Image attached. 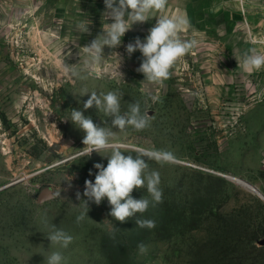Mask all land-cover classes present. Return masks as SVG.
<instances>
[{"label":"rangeland","instance_id":"374dc122","mask_svg":"<svg viewBox=\"0 0 264 264\" xmlns=\"http://www.w3.org/2000/svg\"><path fill=\"white\" fill-rule=\"evenodd\" d=\"M233 1L210 13L168 0L134 23L121 45L105 46L91 75L82 47L112 22L103 16L104 0L0 2V264H47L54 251L63 264L264 263V201L236 180L264 196V69L242 68L245 51L264 53V0ZM176 16L188 21L183 38L197 43L157 86L136 71L141 52L129 56L126 46L143 41L158 18ZM62 63L80 75L65 73ZM92 91L121 93L122 113L140 101L150 127H112L95 107L83 109ZM72 109L112 127L125 154L175 155L171 163L145 157L148 171L160 174L162 203L119 222L107 198L88 201L90 219L76 222L87 211L85 181L94 183V165L106 167L111 149L83 154L85 133L70 121ZM131 195L151 200L146 187ZM136 219L156 226L140 228ZM53 224L73 237L67 248L51 245Z\"/></svg>","mask_w":264,"mask_h":264},{"label":"clouds","instance_id":"9594fccd","mask_svg":"<svg viewBox=\"0 0 264 264\" xmlns=\"http://www.w3.org/2000/svg\"><path fill=\"white\" fill-rule=\"evenodd\" d=\"M104 3L106 11L103 16L106 20L111 19L112 22L103 25L102 34L93 39L90 44L82 47L87 56L85 69L89 70L88 75L92 74L90 70L93 66L98 65L104 58L105 46L114 49L121 45L122 38L134 23L146 22L150 13L164 10L168 0H104ZM187 24V19L181 16L160 17L155 26L149 29L143 41L137 37L134 42L126 46L129 56L137 50L141 52L143 60L136 71L144 75V80L162 86L170 78L171 69L177 61L196 46L195 40L185 39L181 35ZM78 26L83 29L84 33L89 31V24L85 25L81 22ZM242 68L248 73L264 69V53H258L256 49L245 51L242 55ZM62 70L74 76L80 75L68 64L62 63ZM81 78L86 79L87 76ZM85 94L89 92L85 91L83 95ZM149 98L153 103L159 100L158 95L150 94ZM121 99L122 94L118 91L101 94L92 91L83 103V109L95 107L105 117H111L112 127L121 131L128 127L136 131H143L150 127L151 116L148 111H141L140 101L129 103L128 110L122 113ZM70 121L85 133L84 155L89 156L93 151L101 153L111 149V154L107 156L106 167L100 163L94 165L99 170L95 175L94 183L91 180L85 181L83 196L87 197L84 201L87 211L76 217L78 224L87 216L88 201L99 205L103 199L107 198L111 205L110 215L119 222H125L137 213H145L150 204L155 207L162 203V190L159 187L160 174L154 170L148 171L149 165L145 157L157 162L171 163L176 159L171 151L138 149L135 156L125 154L113 143L115 133L112 127L97 125L90 116H85L82 110L77 109H72ZM145 187L151 200L144 197L133 198L131 194L134 189ZM76 195L77 199H80L81 194L77 192ZM44 223L47 224L46 219ZM136 224L140 228L148 229L156 226L155 221L150 219H136ZM52 229L47 236L51 245L67 248L73 241V237L64 230L57 229L54 224ZM138 247L141 251H146L144 244L141 243ZM63 261L64 257L60 251H54L47 257V264H63Z\"/></svg>","mask_w":264,"mask_h":264},{"label":"crops","instance_id":"0c3cea01","mask_svg":"<svg viewBox=\"0 0 264 264\" xmlns=\"http://www.w3.org/2000/svg\"><path fill=\"white\" fill-rule=\"evenodd\" d=\"M1 1L2 0H0V2ZM171 1H175V5L177 7H182V8H186V7L188 8L190 6L195 7V8L198 7L200 10L206 9L205 11H207V9H209L210 13L217 11V9L219 7L218 6L219 3H222V6L225 3V0H171ZM231 1H232V7H233L235 2L233 0H231ZM222 16L224 17V13L222 14Z\"/></svg>","mask_w":264,"mask_h":264},{"label":"water","instance_id":"95a60500","mask_svg":"<svg viewBox=\"0 0 264 264\" xmlns=\"http://www.w3.org/2000/svg\"><path fill=\"white\" fill-rule=\"evenodd\" d=\"M238 184H240L241 186L245 187L247 190H249L251 193H253L254 195H256L257 197H259L262 201H264V196L261 195V193L258 191V190H255L254 188H251L250 186L242 183V182H239L237 181ZM12 185V184H11ZM11 185H7L1 189H4V188H7Z\"/></svg>","mask_w":264,"mask_h":264},{"label":"bare ground","instance_id":"6f19581e","mask_svg":"<svg viewBox=\"0 0 264 264\" xmlns=\"http://www.w3.org/2000/svg\"><path fill=\"white\" fill-rule=\"evenodd\" d=\"M237 181H239V182H242V183H244V184H246V185H248V186H250L251 188H254L253 186H251L250 184H248V183H245L244 181H241V180H239V179H236ZM255 189V188H254ZM256 190V189H255Z\"/></svg>","mask_w":264,"mask_h":264},{"label":"trees","instance_id":"16d2710c","mask_svg":"<svg viewBox=\"0 0 264 264\" xmlns=\"http://www.w3.org/2000/svg\"><path fill=\"white\" fill-rule=\"evenodd\" d=\"M259 264H264V263H259Z\"/></svg>","mask_w":264,"mask_h":264}]
</instances>
